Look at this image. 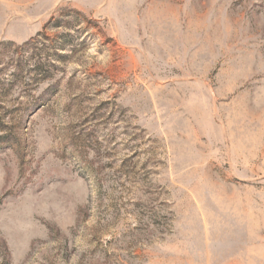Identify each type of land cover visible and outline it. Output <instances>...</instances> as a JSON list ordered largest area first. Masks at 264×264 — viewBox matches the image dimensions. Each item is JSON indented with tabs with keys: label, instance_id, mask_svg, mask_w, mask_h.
<instances>
[{
	"label": "rangeland",
	"instance_id": "1",
	"mask_svg": "<svg viewBox=\"0 0 264 264\" xmlns=\"http://www.w3.org/2000/svg\"><path fill=\"white\" fill-rule=\"evenodd\" d=\"M0 264H264V0H0Z\"/></svg>",
	"mask_w": 264,
	"mask_h": 264
},
{
	"label": "trees",
	"instance_id": "2",
	"mask_svg": "<svg viewBox=\"0 0 264 264\" xmlns=\"http://www.w3.org/2000/svg\"><path fill=\"white\" fill-rule=\"evenodd\" d=\"M38 68H39V66H38Z\"/></svg>",
	"mask_w": 264,
	"mask_h": 264
}]
</instances>
